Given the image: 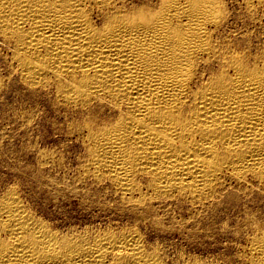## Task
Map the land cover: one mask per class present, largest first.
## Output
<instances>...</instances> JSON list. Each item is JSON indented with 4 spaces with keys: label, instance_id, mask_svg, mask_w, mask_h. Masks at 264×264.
I'll use <instances>...</instances> for the list:
<instances>
[{
    "label": "bare ground",
    "instance_id": "bare-ground-1",
    "mask_svg": "<svg viewBox=\"0 0 264 264\" xmlns=\"http://www.w3.org/2000/svg\"><path fill=\"white\" fill-rule=\"evenodd\" d=\"M235 3L243 18L227 0H0V115L14 106L44 129L37 166L16 156L14 182L0 178V264H264L261 211L238 216L245 232L232 229L241 242L230 255L157 241L175 232L162 222L171 204L219 216L225 202L264 198V0ZM55 138L64 143L52 155L45 139ZM70 142L79 147L68 162L54 152ZM18 186L86 210L108 197L102 209L117 211L102 227L54 228L46 203L31 205Z\"/></svg>",
    "mask_w": 264,
    "mask_h": 264
},
{
    "label": "rangeland",
    "instance_id": "rangeland-1",
    "mask_svg": "<svg viewBox=\"0 0 264 264\" xmlns=\"http://www.w3.org/2000/svg\"><path fill=\"white\" fill-rule=\"evenodd\" d=\"M231 1V2H230ZM229 3V4H228ZM227 5H229L228 6V8L229 9H231L230 11H231V13H240L241 14V16H242V18L244 17V15L242 14L243 12H241V10H239L240 8H239V6L237 7V3H235V0H227ZM233 6V7H232ZM235 9H236V12H234L235 11ZM239 10V11H238ZM238 23H239V25H238ZM243 24V25H242ZM238 26H239V28H238ZM242 27H243V29H244V21H243V19L241 20V21H238L235 25H234V27H233V29H235V30H238V29H242ZM234 32H232V34H233ZM2 48H1V46H0V52H2L3 51V49L1 50ZM3 74V72L1 73V75ZM4 80V79H3ZM5 81V80H4ZM2 93L0 92V95H1ZM15 107L16 108H18L17 107V105H15ZM0 114H1V112H2V107H1V104H0ZM14 109V106L12 107L11 106V108L9 107V108H7V110H6V112H7V118L5 117V118H2V115H0V143L2 144H0V178H3V179H6V180H8L10 183H12V182H14V177L15 176H17V172H14V170H11L10 168H11V166L13 165V163L16 161V159L18 158V161H16V162H18L17 163V165L18 166H20V167H22V166H24L25 164L26 165H29V166H31L32 168L33 167H35V165L37 166V162H34V161H37L36 160V153H35V151H34V144H35V142H37L39 139H40V135L44 132V129H40L39 130V132L37 133V131L34 129L35 127L32 125V123H28V122H22L21 120H20V117H18V115H17V111H15V109ZM17 110V109H16ZM16 114H15V113ZM12 115V116H11ZM15 116H16V118H15ZM18 122H17V121ZM21 122H20V121ZM16 121V122H15ZM18 123V124H17ZM21 124V125H20ZM31 124V125H30ZM26 125V126H25ZM48 129V130H47ZM27 131L28 132V135H27V137H22L23 136V132H25V131ZM46 131V133L45 134H47V135H45L46 137H48V134H49V132L51 133V131H50V129L49 128H47L46 127V129H45ZM26 132V133H27ZM25 138H28V140L27 139H25ZM38 138V139H37ZM31 140H33L32 142H31ZM62 140V141H61ZM64 139H60V140H58V139H49V140H46L45 139V143H46V149H45V152H47V153H50V154H52L50 151H48V150H50V148H52V146L53 147H57L58 146V143H59V145H61L62 144V142L64 143V141H63ZM28 143H30V144H33V145H30V144H28ZM10 144V145H9ZM55 145V146H54ZM78 144L77 143H73V142H70V144L69 145H67L68 147H59V149L61 148V149H64V150H62V153L60 154V152H59V150H58V152H54L55 154H57V156L58 155H60V156H62V154H64L63 155V157L65 158V160H67V158L68 159H71V157H72V155H73V152L75 151V150H77L78 149V147H79V145L77 146ZM25 146V147H24ZM29 146V147H28ZM31 146L33 147V148H31ZM44 146V145H43ZM69 146L70 147H72V148H70L71 150L69 151V150H67V148H69ZM5 147V148H4ZM12 147H13V150H12ZM2 148V149H1ZM7 148H9V149H7ZM16 148H20L19 149V151H18V149H16ZM48 148V149H47ZM26 149V150H25ZM66 149V150H65ZM17 152H16V151ZM11 151V152H10ZM14 151V152H13ZM10 152V153H9ZM34 152V153H33ZM66 152H68V154L70 155V156H68L67 157V153ZM12 153H13V155H12ZM19 154V155H18ZM53 155V154H52ZM4 156V157H3ZM16 156H17V158H16ZM15 158V159H14ZM35 158V159H34ZM4 159V160H3ZM14 159V161H12ZM21 159V160H20ZM9 160H10V162H9ZM34 163H32L31 161ZM26 161H28V162H26ZM68 162H69V160H67ZM7 162V163H6ZM13 162V163H12ZM15 162V163H16ZM26 162V163H25ZM2 163L4 164V166L2 165ZM9 164H11V165H9ZM22 165V166H21ZM47 165V166H46ZM46 165H44L43 167H45V169L46 170H48L49 172H53V169L54 170H56L55 168H57V170H56V173H55V171L53 172V173H55V174H61L60 172H58V171H61L62 172V170H59V168H58V166L57 165H55V167H54V165H52V164H46ZM53 166V167H52ZM57 166V167H56ZM2 169V170H1ZM13 171V172H12ZM58 172V173H57ZM12 173V174H11ZM11 175V176H10ZM19 175V174H18ZM2 176V177H1ZM13 177V178H12ZM10 178V179H9ZM13 179V180H12ZM62 185L63 184H61L59 187H62ZM21 188V189H20ZM18 189H20V192L22 193V196L25 194V198L27 199V201L28 202H30V204L31 205H35L37 208H40L39 206H41L43 203H46V205H47V208H48V211H49V213H48V211H47V213L49 214H47V215H42V216H44L43 218L45 219V220H47V222L49 221V223L54 227V228H59V229H66L67 228V226H69V225H78V226H82L83 224H85V223H94V224H97V225H99V226H104L107 222H105V221H107V216L109 217V216H111V214L112 213H114L113 211V209H112V207L113 208H115V206L113 205V204H110V206L109 207H107V206H105L106 208H107V210L109 211V212H107V210H106V208H104V210L102 209V205H104V203L103 202H106V200H107V198L108 197H105L104 199H105V201L103 200V197L102 198H100L99 200H97L98 202L100 201V204H98V202L97 203H95L92 207H91V209H89V210H86V209H84L83 208V205L84 204H81L80 203V201L77 199V198H71V199H68V198H65V197H63L62 195H53V193L52 192H50V194H48L49 192H48V190H47V193H44V192H46V191H44V192H41L40 193V195H37V197L35 196V198L36 199H34V197L31 199L29 196H30V194H31V192H32V190L30 191V187L29 186H25V187H20V186H18ZM52 189V188H51ZM23 190V191H22ZM26 190V191H25ZM28 190V191H27ZM54 190V189H53ZM1 191V190H0ZM26 193H28L29 191V193L28 194H26ZM52 191V190H51ZM43 193H44V195L46 194V196H43ZM42 195V196H41ZM50 195V196H49ZM51 195H52V197H51ZM33 196V195H32ZM41 196V197H40ZM24 197V196H23ZM39 197V198H38ZM46 197H47V199H46ZM49 197V198H48ZM45 198V199H44ZM256 197H254V198H247V201L249 202V204H248V202H246V204L248 205V207H247V205H245L246 207L245 208H243L244 206H243V204H239L238 206L239 207H237V206H234V203H229V204H227V202H225V203H223L221 206H220V209L222 210H220L219 212H218V215L219 216H217L216 214L215 215H212L211 214V212H209V211H207V212H204L203 211V213L201 212L200 214H197V215H189V213H188V211L186 210L187 209V207H185V206H182V205H180V206H178L177 204V206L178 207H180V208H178L175 204H171L170 206H169V211H171V212H169L168 214H171L172 213V216L171 215H167V216H163V218H162V222H163V224H164V227L165 228H167L168 227V229L169 228H171V229H173L175 232H174V234H170V235H159V237H158V242L160 241L161 242V245H163V247H165L166 246V249H171V250H173V249H175V250H178V251H181V252H184V254H196V255H199V256H205V257H210V256H213V255H216V254H221L222 252H220L225 246V248L224 249H226V252L225 253H227V251H228V255H230L229 253H233L234 252V247L236 246V244L239 242H241V239L239 238V236H237L236 237V235H238V233H240V234H242V232L244 233L245 231H242V230H245L244 229V227H242V225H240V220L242 219V216H244L245 214H246V209H248L249 211L250 210H254L253 212L254 213H256L257 215H255V217L256 218H259L260 216V218H263V220H264V205H262V204H264V198L263 197H260V199H259V197L258 198H256L257 200H254ZM28 199H30L31 201H29ZM34 199V200H33ZM252 199V200H251ZM103 200V201H102ZM242 200H246V199H244V197H243V199ZM44 201H46V202H44ZM251 201H253V202H251ZM255 201H256V203H255ZM257 201L259 202H261V203H258V205H257ZM251 202V203H250ZM35 203V204H34ZM37 204H38V206H37ZM41 204V205H40ZM227 204V205H226ZM96 205H98V206H96ZM100 205V206H99ZM223 205H224V207H226L227 209H225L224 207H223ZM252 205V206H251ZM173 208H172V207ZM176 208H175V207ZM263 206V207H262ZM94 207V210H92V208ZM96 207L98 208V210L96 209ZM185 207V208H184ZM233 207V208H232ZM241 207V208H240ZM255 207H256V210H255ZM263 209H262V208ZM181 208H183V209H181ZM219 208V207H218ZM239 208H240V210H239ZM99 209H100V211H99ZM174 209V210H173ZM177 209H179L178 211H176ZM224 209H225V212H223L224 211ZM233 209V210H232ZM235 209V210H234ZM244 209V210H243ZM115 210H116V208H115ZM175 211V212H173V211ZM242 210V211H241ZM246 210V211H245ZM257 210H259V211H257ZM102 211V212H101ZM111 211V212H110ZM117 211V210H116ZM239 212V213H237V212ZM245 211V212H244ZM261 211V212H260ZM88 213V214H84V213ZM92 213V215L94 216H92L91 215V213ZM106 212V213H105ZM184 212H186V213H184ZM220 212H222V213H224V214H222V213H220ZM228 212V213H227ZM237 213V214H234V213ZM240 212H241V214H240ZM244 212V213H243ZM260 214V216H259V214ZM38 213V212H37ZM111 213V214H110ZM176 213H179V218H178V215L176 214ZM188 213V214H187ZM207 213V214H206ZM263 215H262V214ZM90 214V215H89ZM103 214V215H102ZM206 214V215H205ZM233 214H234V216H233ZM113 215V214H112ZM185 215H186V217H185ZM189 215V216H188ZM205 215V216H204ZM208 215H212L211 217H209ZM221 215H223V216H221ZM228 215V216H227ZM240 215V216H239ZM92 216V217H91ZM97 218H96V217ZM100 216V217H99ZM106 216V217H105ZM171 218H170V217ZM174 216V217H173ZM183 218V219H187L188 217V220H185L186 222H184V220L181 218V217ZM195 217V218H193V217ZM216 216V217H215ZM229 216H231V217H229ZM238 216L241 218H238ZM263 216V217H262ZM104 217H105V219H104ZM191 217V218H190ZM218 217V218H217ZM227 217V218H226ZM234 219H233V218ZM100 218V219H99ZM102 218V219H101ZM115 218V219H114ZM121 217H119L118 215L117 216H115V217H113V219L115 220L114 222H116V220H117V222H118V224L120 223H122V220H124V222H127V221H130V219L129 218H126V219H124V218H121ZM172 218H174V219H172ZM197 218H198V220H197ZM207 218V219H206ZM217 218V219H216ZM223 218V219H222ZM231 218V219H230ZM244 218V217H243ZM59 219V220H58ZM164 219V220H163ZM169 219H170V221H169ZM178 219V220H177ZM196 219V220H195ZM220 221H219V220ZM227 219V220H226ZM229 219V220H228ZM240 219V220H239ZM119 220H120V222H119ZM172 220L174 221V222H172ZM175 220H176V222L178 223H176L175 222ZM181 220V221H180ZM53 221H54V223H53ZM57 221V222H56ZM72 221V223L70 224V222ZM169 221V222H168ZM217 221V222H216ZM224 221V222H223ZM226 221H228L227 223L229 224H227V223H225ZM230 221V222H229ZM239 221V222H238ZM101 222V223H100ZM166 222V223H165ZM171 222V223H170ZM180 222H182V223H180ZM198 222V223H197ZM238 224H237V223ZM53 223V224H52ZM206 223H207V225H206ZM222 223H223V226H222ZM233 223H235V224H237V225H233ZM60 224V225H59ZM69 224V225H68ZM171 224H173V225H171ZM181 224V225H180ZM219 224V225H218ZM224 224L227 226H224ZM76 225V226H77ZM169 225V226H168ZM175 225V226H174ZM186 225V226H185ZM197 225V226H196ZM199 225V226H198ZM208 225H210V226H208ZM231 225H233V226H235V227H231ZM174 226V227H173ZM177 226H179V227H177ZM206 226V228L207 229H204V227ZM218 226V227H217ZM194 227V228H193ZM203 227V228H202ZM228 227H230V228H228ZM236 227H237V230L239 231H237L238 233L236 234V235H234V231H235V229H236ZM181 228H182V230H181ZM183 228H184V230H183ZM235 228V229H234ZM147 230H148V232L150 233V235L152 236V237H154L153 236V232L150 230V227H148V228H146ZM178 229V230H177ZM199 229V230H198ZM210 229V230H209ZM219 229V230H218ZM224 229V230H223ZM228 229V231L226 232V230ZM230 229V230H229ZM232 229H234V231L232 230ZM206 230V231H205ZM213 230H215V231H213ZM218 230V231H217ZM214 232V234H212L213 232ZM220 231H222L223 233H224V236H223V234H222V232H220ZM178 232H179V234H178ZM180 232H182V233H180ZM211 232V233H210ZM216 232V233H215ZM218 232V233H217ZM220 232V233H219ZM233 232V233H232ZM233 234L234 236H230V234ZM184 234H186L185 236H184ZM197 234V235H196ZM220 234H221V236H220ZM228 234V235H227ZM180 235L181 236H183V237H180ZM190 235V236H189ZM225 235H227V236H225ZM195 236L197 237V238H195ZM214 236V237H213ZM173 237V238H172ZM225 237V238H224ZM187 238H188V240H187ZM227 238V239H226ZM231 238V239H230ZM236 238V239H235ZM239 238V239H238ZM181 239V240H180ZM184 239H186V240H184ZM206 239V240H205ZM208 239V240H207ZM215 239V240H214ZM232 239H233V241H232ZM179 242H178V241ZM192 240V241H191ZM218 241V242H217ZM228 241V242H227ZM231 242V246H230V242ZM159 242V243H160ZM196 242V243H195ZM204 242V243H203ZM195 243V244H194ZM223 243V245H221ZM225 243V244H224ZM236 243V244H235ZM170 244V245H169ZM184 244V245H183ZM189 244V245H188ZM191 244V245H190ZM194 244V245H193ZM199 246H203V245H205V246H207L208 248H209V250L207 251V249L208 248H205V249H201V247H199L198 249H197V247H198V245ZM197 245V246H196ZM227 245H228V247H227ZM234 247H233V246ZM183 246V247H182ZM192 246V247H191ZM177 247V248H176ZM213 249V251H212V249ZM188 248V249H187ZM191 248V249H190ZM218 248V249H217ZM228 248V249H227ZM169 249V250H170ZM182 249V250H181ZM230 249V250H229ZM193 250V251H192ZM204 250V251H203ZM187 253H186V252ZM191 251V252H190ZM209 251H211V252H209ZM231 251V252H230ZM198 253V254H197ZM207 253L209 254V256H207ZM213 253V254H212ZM216 253V254H215ZM201 254V255H200ZM218 254V255H219ZM226 254V255H227Z\"/></svg>",
    "mask_w": 264,
    "mask_h": 264
}]
</instances>
